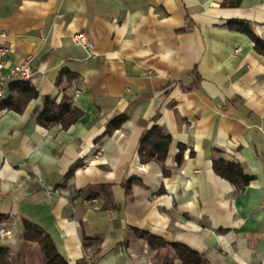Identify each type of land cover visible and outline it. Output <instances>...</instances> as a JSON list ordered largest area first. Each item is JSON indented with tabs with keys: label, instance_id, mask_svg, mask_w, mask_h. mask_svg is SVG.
I'll return each instance as SVG.
<instances>
[{
	"label": "crops",
	"instance_id": "crops-1",
	"mask_svg": "<svg viewBox=\"0 0 264 264\" xmlns=\"http://www.w3.org/2000/svg\"><path fill=\"white\" fill-rule=\"evenodd\" d=\"M229 1L0 0L7 60L33 57L26 81L39 93L20 113L3 108L8 85L22 80L12 78L0 100V214L11 232L0 247L10 264H41L37 243L22 239L24 218L71 263L91 255L85 235L101 237L95 264H146L138 229L212 264H264V56L228 26L245 21L264 40V0ZM76 32L93 56L72 43ZM64 68L78 78L57 85ZM76 90V122L36 123L43 96L71 99ZM141 120L172 137L163 165L139 160ZM214 159L253 179L236 187L216 174Z\"/></svg>",
	"mask_w": 264,
	"mask_h": 264
},
{
	"label": "trees",
	"instance_id": "trees-1",
	"mask_svg": "<svg viewBox=\"0 0 264 264\" xmlns=\"http://www.w3.org/2000/svg\"><path fill=\"white\" fill-rule=\"evenodd\" d=\"M239 2L240 0H230L229 5L236 6ZM228 23L230 28L247 34L253 43V48L264 56V40L251 32L247 22L231 20ZM77 78L78 75L76 73L64 68L59 72L56 84L60 85L62 80H65L67 85H70ZM8 91L9 95L2 100L1 106L17 113L22 112L26 104L39 95L35 87L26 80L10 83ZM80 115L81 111L72 106L71 99L66 95H63L59 101L50 96H43L42 105L34 111L36 123L44 127L59 124L62 129H66L76 122ZM126 118L125 113L115 116L108 122L106 132H111L113 129L118 128ZM140 124L143 127L137 146L140 162L146 163L153 160L163 165L172 137L156 125L147 128V121L141 120ZM179 148L181 151L183 146L179 145ZM180 159L181 156L178 154V163ZM212 167L216 174L225 178L236 187L247 185L253 179L252 175L245 174L240 166L233 162L214 159ZM72 171L73 167L69 173H72ZM164 173H166L165 170ZM132 180L130 178L123 184L126 194L129 193ZM90 198L91 196L88 197V199ZM8 220V215L0 214V226ZM21 224L23 241L35 242L38 245L41 252V264H88L86 257L73 263L67 261L58 253L52 238L45 230L25 218L21 220ZM132 232L137 238L146 241L150 250L155 251V264H174L176 260L180 264H212L203 253L184 243L167 241L161 236H156L143 230L132 229ZM82 241L84 249L88 248L91 255L94 256L99 251L100 236L86 237L82 235ZM0 264H10L7 259V249L3 247H0Z\"/></svg>",
	"mask_w": 264,
	"mask_h": 264
},
{
	"label": "built area",
	"instance_id": "built-area-1",
	"mask_svg": "<svg viewBox=\"0 0 264 264\" xmlns=\"http://www.w3.org/2000/svg\"><path fill=\"white\" fill-rule=\"evenodd\" d=\"M72 43L76 46L81 47L88 56H93V45L88 40L84 32H76L71 37ZM10 47L0 43V100L5 96L6 92V82L8 79L17 78L22 80H28L32 76V62L33 57L31 55L25 56L21 61L17 63H9L7 60ZM78 90L75 91V95L71 97V101L77 95ZM46 193H60L58 188H46ZM96 198L89 199V202H96ZM11 232L9 228L1 225L0 226V237H10ZM143 253H146V249L143 250ZM90 254L86 255V258L90 259ZM89 264H93L92 260L89 261Z\"/></svg>",
	"mask_w": 264,
	"mask_h": 264
},
{
	"label": "rangeland",
	"instance_id": "rangeland-1",
	"mask_svg": "<svg viewBox=\"0 0 264 264\" xmlns=\"http://www.w3.org/2000/svg\"><path fill=\"white\" fill-rule=\"evenodd\" d=\"M146 249V253H143V250ZM152 251L148 248V246L144 245L143 246V249H142V256L144 258V261L146 264H155V260H154V256L155 254L153 255V258H147L149 256V252ZM87 261H88V264H89V261L92 260L93 264H95L94 262V258H93V255L90 256V259L86 258Z\"/></svg>",
	"mask_w": 264,
	"mask_h": 264
}]
</instances>
